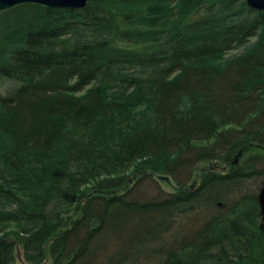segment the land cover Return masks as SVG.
<instances>
[{
    "label": "trees",
    "instance_id": "16d2710c",
    "mask_svg": "<svg viewBox=\"0 0 264 264\" xmlns=\"http://www.w3.org/2000/svg\"><path fill=\"white\" fill-rule=\"evenodd\" d=\"M5 80L0 264H264V11L18 4L0 12Z\"/></svg>",
    "mask_w": 264,
    "mask_h": 264
},
{
    "label": "rangeland",
    "instance_id": "374dc122",
    "mask_svg": "<svg viewBox=\"0 0 264 264\" xmlns=\"http://www.w3.org/2000/svg\"><path fill=\"white\" fill-rule=\"evenodd\" d=\"M172 6V5H171ZM170 7V6H169ZM146 7H144L143 9H145ZM154 9V8H153ZM158 10V9H157ZM258 40V36L253 37L251 39H249L246 43H244L243 45L236 47L235 49H231L225 53H223L220 56H216L212 59H210L208 62L210 64H212L213 66H220L225 64L226 62L231 61L232 59L238 57L240 54L245 53L247 51H249L251 48H253V44L254 42L256 43ZM15 88V83L9 80H5L1 86V92L4 94H9L11 93ZM255 150H252L250 153H253ZM259 151V150H258ZM144 161V160H142ZM206 166H197V170H198V174L202 171H205L209 168H205ZM214 167V166H213ZM222 166L217 165V167L215 169L221 170ZM164 178L160 177V180L158 181L157 178H155L158 181V184L160 186V188L164 189V190H168V191H172L175 187V183L172 181L171 178H166V176H163ZM188 183V182H187ZM259 183V182H258ZM235 195V194H234ZM227 196L225 199L229 200V202L233 199V196ZM186 219H180L179 222L185 224L188 223ZM14 264H26L23 260L21 255H19V252L17 254V256L15 257V261Z\"/></svg>",
    "mask_w": 264,
    "mask_h": 264
},
{
    "label": "water",
    "instance_id": "95a60500",
    "mask_svg": "<svg viewBox=\"0 0 264 264\" xmlns=\"http://www.w3.org/2000/svg\"><path fill=\"white\" fill-rule=\"evenodd\" d=\"M88 0H0V11L11 8L18 4L35 3L43 4L51 7L65 9H82L86 6ZM248 8L256 11H264V0H245ZM240 154L234 156L231 165L237 164ZM225 169V167L223 168Z\"/></svg>",
    "mask_w": 264,
    "mask_h": 264
},
{
    "label": "bare ground",
    "instance_id": "6f19581e",
    "mask_svg": "<svg viewBox=\"0 0 264 264\" xmlns=\"http://www.w3.org/2000/svg\"><path fill=\"white\" fill-rule=\"evenodd\" d=\"M245 1V0H244ZM246 4V3H245ZM40 5H43V4H40ZM43 6H46V7H51V6H48V5H43ZM247 6V5H246ZM248 7V6H247ZM51 8H57V7H51ZM250 9V8H249ZM256 11V10H255ZM251 39V38H250ZM247 42V41H246ZM245 42V43H246ZM256 44H257V42L255 43L254 42V44H253V48L256 46ZM238 57H240V55L238 56ZM196 63H197V61H196ZM256 147L257 148H260V149H264V147H262V146H260V145H256ZM241 150L238 152V154H241ZM206 166L205 168H209V169H212V170H216L215 168L217 167V165H219V166H222L223 164L221 163V162H219V160L218 159H203V160H201V161H199V162H197V166ZM214 166V167H213ZM225 167V169H227V165H225V166H222L221 167V170H225V169H223ZM160 177L161 178H164L163 177V175H157V176H155V178H157V180L159 181L160 180ZM216 207L217 208H222L223 207V203L221 202V201H217L216 202Z\"/></svg>",
    "mask_w": 264,
    "mask_h": 264
}]
</instances>
